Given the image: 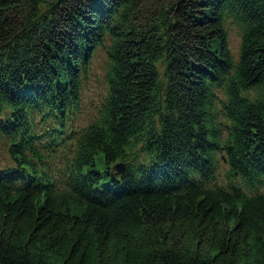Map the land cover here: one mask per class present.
<instances>
[{
  "label": "trees",
  "instance_id": "trees-1",
  "mask_svg": "<svg viewBox=\"0 0 264 264\" xmlns=\"http://www.w3.org/2000/svg\"><path fill=\"white\" fill-rule=\"evenodd\" d=\"M0 143V264H264V0H0Z\"/></svg>",
  "mask_w": 264,
  "mask_h": 264
},
{
  "label": "rangeland",
  "instance_id": "rangeland-1",
  "mask_svg": "<svg viewBox=\"0 0 264 264\" xmlns=\"http://www.w3.org/2000/svg\"><path fill=\"white\" fill-rule=\"evenodd\" d=\"M240 44V37L238 36L237 32L235 30L230 32V47L234 53V55H237L238 48ZM0 143V168L6 167L8 164V156L5 151H3V147Z\"/></svg>",
  "mask_w": 264,
  "mask_h": 264
},
{
  "label": "water",
  "instance_id": "water-1",
  "mask_svg": "<svg viewBox=\"0 0 264 264\" xmlns=\"http://www.w3.org/2000/svg\"><path fill=\"white\" fill-rule=\"evenodd\" d=\"M116 169H117V173H118V174H122L123 171L125 170V165H124V164H119V165L116 167ZM117 173H116V174H117Z\"/></svg>",
  "mask_w": 264,
  "mask_h": 264
}]
</instances>
